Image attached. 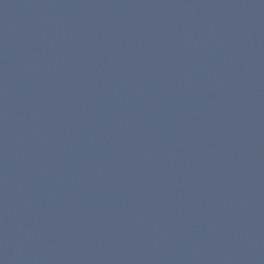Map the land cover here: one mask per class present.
<instances>
[{
	"label": "water",
	"instance_id": "1",
	"mask_svg": "<svg viewBox=\"0 0 264 264\" xmlns=\"http://www.w3.org/2000/svg\"><path fill=\"white\" fill-rule=\"evenodd\" d=\"M0 264H264V0H0Z\"/></svg>",
	"mask_w": 264,
	"mask_h": 264
}]
</instances>
